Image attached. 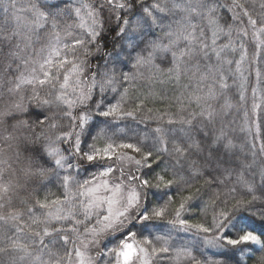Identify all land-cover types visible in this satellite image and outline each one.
<instances>
[{
  "label": "snow or ice",
  "instance_id": "obj_1",
  "mask_svg": "<svg viewBox=\"0 0 264 264\" xmlns=\"http://www.w3.org/2000/svg\"><path fill=\"white\" fill-rule=\"evenodd\" d=\"M0 12V264H264V0Z\"/></svg>",
  "mask_w": 264,
  "mask_h": 264
},
{
  "label": "trees",
  "instance_id": "obj_2",
  "mask_svg": "<svg viewBox=\"0 0 264 264\" xmlns=\"http://www.w3.org/2000/svg\"><path fill=\"white\" fill-rule=\"evenodd\" d=\"M251 3H252V0H250V4H251ZM256 3H257V5H258V0H256ZM2 16H3V13L0 12V17H2ZM112 36H113V33H112L111 31L105 33V39H106V41H107V43H108V49H109V50H111V47H112V42H113V41H112ZM222 42H223V41H222ZM248 47H249V52L251 53L252 50H253V45H252L251 42L248 44ZM98 62H100V60H99L98 57L93 59V63H98ZM149 106L152 107L153 105H152V104H149ZM154 106H155V107H162V105L159 104V103H157V104L154 105ZM150 126H154V125H150ZM139 128H140V129H143V128H144V125H143V124L139 125ZM30 187H31V182H30V184H29V190H30ZM48 188H49L52 192H54V193H56L57 195H59V191H60V190H59L54 184L49 183ZM19 195H20L21 197H24V196H27V195H28V192L25 191V190H21L20 193H19ZM41 195H43V193H41ZM203 200L206 202V201H207V196H204V197H203ZM258 207H259L258 204L253 205V206L249 209V212L246 213V214L244 215L243 218H244L245 220H247L248 222L253 223L254 227H256L258 230H264V223H261V222L259 221L258 218L255 219V220L252 219V213L257 212ZM192 215H193V222H196L197 220H200L202 216H204V217L210 219V218H211V209H208L207 212L204 213V212H203V204H201L199 207H194V208H193V210H192ZM102 246H103V244H102ZM220 251H221V250H219V249H211L210 251L207 252V255H208L209 257L213 258V259H223V257H221V256H219V255H217V256H213V253H217V252H220ZM229 264H231V262H229ZM249 264H254V262H251V261H250Z\"/></svg>",
  "mask_w": 264,
  "mask_h": 264
}]
</instances>
